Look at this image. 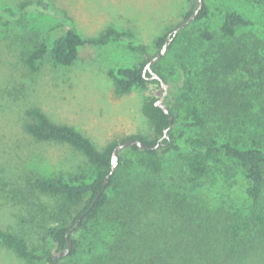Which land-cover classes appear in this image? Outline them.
I'll list each match as a JSON object with an SVG mask.
<instances>
[{"label": "rangeland", "instance_id": "374dc122", "mask_svg": "<svg viewBox=\"0 0 264 264\" xmlns=\"http://www.w3.org/2000/svg\"><path fill=\"white\" fill-rule=\"evenodd\" d=\"M20 1L0 0V6L16 9ZM51 1L56 10L53 14L27 12L20 23L0 24V228L23 235L31 246L41 250L44 246L51 247L48 232L57 223L61 200L39 193L28 179L33 174L62 175L70 179L80 173L92 178V167L80 152L65 143L37 141L25 130L29 120L26 111L32 106L41 107L56 122L76 126L102 149L112 140L133 134L154 138V127L143 113L144 101L161 99L182 115L187 105L182 93L188 91V82L193 81L192 95L208 121L205 133L239 146L264 147V69L260 71L261 66L253 64L254 74L240 67L225 75L220 67H214L212 58L216 50L213 46L225 40L220 28L227 10H236L251 21L238 30L236 37L251 47L257 43L260 46L257 51L264 54V0H205L210 8L209 16L183 27L173 47L154 63L157 71L166 77L167 89L161 83L151 82L146 89L136 87L124 95L116 93L109 71L139 66L148 57L132 51L129 40L103 47H83L71 66L54 64L48 54L36 71L26 65L25 52L32 48L33 38L44 36L51 48L70 26L92 36L114 25L119 29H133L137 34L135 43L148 45L149 54L156 56L159 50L155 39L180 24L189 10L198 7L199 1ZM206 28L214 34L212 41L202 36ZM212 65L216 72H212ZM212 74L218 78L214 85L210 83ZM217 84L219 90L223 86L222 92L225 88L237 98L250 99L249 110L232 111L219 102L221 92L215 90ZM198 133L197 128L185 126L180 119L174 135L182 149L164 158L161 179L187 197L192 206L196 203L204 211L224 216L249 217L253 206L247 193L249 179L231 160L212 162L206 176L197 182L190 180L184 154L189 150L188 139ZM129 155L138 157L131 152ZM163 223L179 224V220L168 217ZM89 226L91 223L79 234L83 241ZM95 251L83 243L75 254L64 257L59 264H91ZM248 254L245 264H264V250L256 253L251 249ZM0 264L31 263L0 243Z\"/></svg>", "mask_w": 264, "mask_h": 264}, {"label": "trees", "instance_id": "16d2710c", "mask_svg": "<svg viewBox=\"0 0 264 264\" xmlns=\"http://www.w3.org/2000/svg\"><path fill=\"white\" fill-rule=\"evenodd\" d=\"M198 8L189 10L180 24ZM27 12L53 14L56 10L51 0H22L16 9L0 6V24L20 23ZM209 14L210 8L204 0L194 20L207 18ZM180 24L155 39L158 54L168 38H171L168 48L177 42L180 30L177 33L175 30ZM250 24L251 21L236 10H227L223 14L220 29L225 40L213 46L216 50L212 52L215 55L212 54V58L214 67H220L225 75L234 73L240 67L254 74L253 64H259L260 71L264 69V54L257 51L260 46L256 43L251 47L248 42L236 37L238 30ZM202 36L209 41L215 38L207 28L202 30ZM136 37L133 29H119L114 25H108L92 36L83 35L70 26L51 48L47 36L33 38V46L26 50L24 61L30 70L36 71L49 54L54 64L71 66L78 60L83 47H103L112 42L129 40L132 51L148 57L139 66L109 71L116 93L124 95L136 87L146 89L151 82L161 83L158 79H151L150 70L144 72L154 56L149 54L148 45L135 43ZM154 63L152 69L166 82V77L157 71ZM211 68L212 72H216L213 65ZM210 76V83L214 85L217 75ZM194 89L195 84L189 81L188 91L182 93L187 102L182 115L169 105L170 112H165L157 105L156 98L144 101L143 113L154 127V138L133 134L121 140H112L102 149L76 126L54 121L39 106L29 107L25 130L37 141L65 143L80 152L92 167V178L83 173L70 179L62 175L33 174L28 182L35 190L61 200L57 223L48 232L53 247L44 246L41 250L31 246L23 235L2 228L0 243L31 264L50 263L68 246V234L73 246L66 256L75 254L77 247L86 243L91 251L96 249L91 264H245L249 250L253 249L256 253L264 250V147L239 146L205 133L208 121L202 107L194 100ZM219 89L217 84L215 90ZM221 90L219 102L232 108V111L247 112L251 107L252 102L247 97L237 98L229 90ZM180 119L185 126L199 130L196 137L188 139L189 150L184 154L190 180L197 182L206 176L212 162L220 163L223 158L231 160L245 171L249 179L247 193L253 201L249 217L224 216L204 211L196 203L192 206L187 197L161 179L164 158L182 149L174 135ZM130 139H139L149 146L162 145L143 149L134 143L123 148L118 165L111 172L116 146ZM129 152L138 154V157L133 158ZM82 203L83 207L80 206ZM168 217L179 220V224L167 226L163 220ZM88 223L91 227L83 241L79 234ZM66 256L58 258L53 264H59Z\"/></svg>", "mask_w": 264, "mask_h": 264}, {"label": "water", "instance_id": "95a60500", "mask_svg": "<svg viewBox=\"0 0 264 264\" xmlns=\"http://www.w3.org/2000/svg\"><path fill=\"white\" fill-rule=\"evenodd\" d=\"M198 1H199V6L198 7L201 8L203 6V4H204V0H198ZM199 8L187 20H185L182 24H180L178 26V28L175 30V33H177L185 25L189 24L192 20H194V18L196 17V15H197V13L199 11ZM170 42H171V38H168V40H167L166 44L164 45V47L162 48L160 54L154 56L148 62L147 66L145 68V71H144L146 73V71L148 69H150L151 70V73H152L151 79H158V80H160L161 81V84L164 86L165 89H167L166 82L163 80V78L160 76V74L156 73L152 69V65H153V63L155 61H157L166 52V50H167L168 45L170 44ZM157 105L161 106L165 110V112H167V113L170 112L168 106L166 104H164L161 99L157 100ZM171 120H173V115H171ZM165 136H167V132H166ZM134 143L138 144V146H140L143 149L157 148V147H159V146L162 145L161 143H159L157 145L149 146V145L143 143L139 139H130V140L125 141L124 143L119 144L118 146H116V148H115V150L113 152V164H112V170H111V172H113L114 169L116 168V166L118 165L120 151L123 148H125V147L131 146ZM108 181H109V176H108V178L106 180V184L108 183ZM72 246H73V241L70 239L69 234H68V246L63 251H61L58 254H56L54 256V258L50 261L49 264H53L54 261L57 260L58 258L63 257V256H66L70 252Z\"/></svg>", "mask_w": 264, "mask_h": 264}, {"label": "flooded vegetation", "instance_id": "af4514ba", "mask_svg": "<svg viewBox=\"0 0 264 264\" xmlns=\"http://www.w3.org/2000/svg\"><path fill=\"white\" fill-rule=\"evenodd\" d=\"M148 70H150V69H148ZM150 72H151V70H150Z\"/></svg>", "mask_w": 264, "mask_h": 264}]
</instances>
